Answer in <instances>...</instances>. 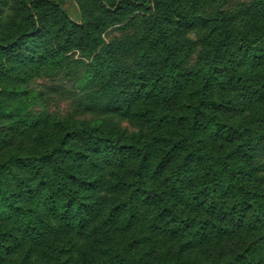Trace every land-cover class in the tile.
<instances>
[{
  "label": "trees",
  "instance_id": "obj_1",
  "mask_svg": "<svg viewBox=\"0 0 264 264\" xmlns=\"http://www.w3.org/2000/svg\"><path fill=\"white\" fill-rule=\"evenodd\" d=\"M74 1L79 22L69 18L62 0H22L16 8L21 19L0 35V72L17 71L16 77L6 74L4 80L21 84L31 74L21 67L32 71L75 47L84 50L98 63L82 79L74 103L107 121L94 127L63 121L54 131L39 119L34 125L46 124L50 133L25 146L17 138L34 128L24 98L29 92L19 86L6 89L0 77V122H6L0 142L11 147L0 161V264H70L78 244L72 237L90 240L93 224L115 223L118 215H124L126 223L142 222V230L112 244L105 259L90 254V264H134L133 249L157 236L181 242L174 257L162 254L161 264H264V187L258 168L249 163L253 151L264 150V108L256 110L257 128L248 134L226 116L237 112L238 102L211 94L215 84L227 82L237 91L252 89L248 70L241 65H264V12L255 13L261 22L251 31L233 27L236 17L228 14H185L176 6L182 0H92L106 17L156 11L144 33L128 43L126 51L138 61L129 70L105 52L101 23L91 18L84 0ZM50 20L56 24L52 30ZM208 22L215 34L204 40L197 75H184L182 57L187 53L177 37ZM44 36L50 38L44 41ZM110 47L115 53L123 49L114 42ZM160 51L165 60L162 72L155 74L148 63ZM262 74L257 77L256 98L264 95ZM185 99L189 103L183 113H176ZM116 118L137 124L138 131L124 136L119 123H110ZM169 129H175L176 139L168 135ZM220 137L230 143L227 148L210 142ZM103 166L132 174L130 181L115 183L122 196L108 211L96 197L108 184L100 172ZM9 180L15 183L11 188ZM235 230L250 235L244 248L230 256L217 253L208 260L195 259V246L221 240ZM50 234L57 240L49 239ZM157 258L150 255V263L158 264Z\"/></svg>",
  "mask_w": 264,
  "mask_h": 264
},
{
  "label": "rangeland",
  "instance_id": "obj_2",
  "mask_svg": "<svg viewBox=\"0 0 264 264\" xmlns=\"http://www.w3.org/2000/svg\"><path fill=\"white\" fill-rule=\"evenodd\" d=\"M22 0H3L0 4L1 9V21H0V35L9 33L14 24L21 19L20 14L16 10L17 6ZM169 1V0H167ZM64 3V8L69 16V18L74 22L80 21V10L77 3L74 0H62ZM86 10L91 13V18L93 20H99L101 23L100 31L101 37L103 39V45L105 46V52L109 54L111 58L121 67L125 69H134L137 65V58L135 54L128 53L126 49L128 48V43L132 39L139 38L145 31L147 24L149 25V19L153 17L152 15L156 12L154 9L143 12L130 13L131 11H126L123 15L118 18H113L111 16L106 17L95 9L92 0H84ZM194 0H182L176 6L181 12L193 16H209L217 15L220 17L221 13L225 15L235 16L236 19L232 23L235 28H243L253 31L255 25H259L261 22V17L257 16L256 12H264V0H199L193 3ZM93 16V17H92ZM95 20V21H96ZM55 20H50L48 24L51 26V30L56 27ZM159 28V27H158ZM215 33L212 32L209 22L206 26L194 25L190 29L181 32L178 35L177 40L179 43H183L182 47L186 57L183 58V74L186 73L191 76L197 75L198 69L200 67V62L204 55V40L208 39L211 35ZM46 36L43 37L44 41L49 39ZM114 42L115 44L123 46L119 52L115 53L110 45ZM190 44V47L186 49L185 45ZM104 46H101L103 48ZM181 50V51H182ZM165 52L160 51L159 56L155 58V61L148 63L152 64L155 74L162 72V61L165 60ZM95 56H89L84 50L78 48L71 49L68 55L61 59L56 60L51 63V65L40 67L38 69L32 70L28 67H21L24 72L30 70V78L24 80L23 83H16V81L7 82L5 79L6 74L12 77H16L18 72L13 73L11 70L5 69L4 72H0V77H2V86L6 89H11L12 87L25 88L29 92L28 97H24L27 100V111L31 112V124L32 128L29 132H25L21 136H18V140H23L25 146H29L34 142V139H43L47 137L50 133V129L45 126L36 127L34 123L39 119H44L48 121L53 130L57 128L59 124L63 121H69L70 123H76L80 126L88 127L100 124L102 120L105 119L104 116L86 113L77 106L75 103L74 93L80 91L79 87L83 78H86L92 69L91 66H95L94 61ZM13 66V65H12ZM244 69L248 70V75L251 79V84H253L252 89L247 92H241L235 90L227 82L220 86L215 84L211 89V94L213 98L222 99L223 101H236L238 102V110L236 113H227V119L233 122L240 123L246 130L248 134H253L257 128L254 124V116L257 114L256 110L261 107L264 108V95L258 98L255 94V86L257 84V77L260 74H264L263 63L254 66L249 65V63L244 62L241 65ZM15 74V75H13ZM262 74V75H263ZM194 83V82H193ZM1 85V79H0ZM193 85V84H192ZM194 87V85H193ZM75 94V95H76ZM75 102V103H74ZM189 100L185 99L183 102L175 108L176 113H183L184 107L188 105ZM263 113V112H261ZM43 120V121H44ZM109 120V119H108ZM104 121H107L104 120ZM4 121L0 122V133L6 130ZM111 125L115 126L117 123L124 132V136H128L133 132L138 131L139 126L135 123L131 124L128 121L122 119H113L110 122ZM53 124V125H52ZM56 127V128H55ZM175 129H169L168 135L172 136L174 139L177 136L174 134ZM246 131V132H247ZM244 137V136H243ZM242 138H239V140ZM215 146L221 144L225 148L230 144L223 138H216L210 140ZM11 147L5 146L4 141L0 142V161L7 156L8 150ZM134 161H129L126 168H130ZM249 163L254 167L258 168L257 176L260 180V184L264 187V150L260 149L253 151V156L249 158ZM105 175V180L108 184L102 187L97 192V198L102 200L104 203L105 211H108L110 207H113L115 203L119 201L122 196V191L117 189L116 184L119 180L130 181L131 173L124 170L115 171L110 170L106 166L100 169ZM14 181H7V186L10 188L14 186ZM141 214L140 210L137 215ZM136 220V219H135ZM126 223V218L124 215H118L116 222L114 223H104L103 220L92 225L91 239L82 238L79 236L72 237L73 242H77L74 251L72 253V258L70 264H90L89 259L90 254L96 253L95 259H105V250H108L112 244H117L118 241L125 242L131 239L134 235H137L143 228L142 222ZM239 232L235 230L232 235H226L221 240H212L208 245H197L193 248L197 261L208 260L217 253H221L223 257L234 255L236 252L244 248L247 244L250 235L246 233ZM58 236L56 234H50L49 239L57 240ZM217 241V242H216ZM181 242L168 239L166 237L157 236L154 239L148 241V243L133 249L132 254H134V264H151L150 255L158 257L154 263L161 264L159 261L162 254H169L170 258L174 257ZM103 252L105 254H103ZM36 257V256H35ZM34 257V259H36ZM11 264V261H8ZM16 264H21L20 260L16 261ZM44 264V262H42Z\"/></svg>",
  "mask_w": 264,
  "mask_h": 264
}]
</instances>
